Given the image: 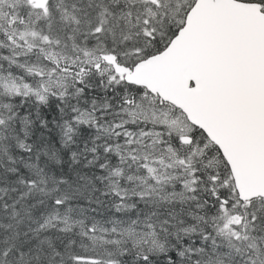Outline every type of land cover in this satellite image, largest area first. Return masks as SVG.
<instances>
[{"label":"snow or ice","instance_id":"6c2138e0","mask_svg":"<svg viewBox=\"0 0 264 264\" xmlns=\"http://www.w3.org/2000/svg\"><path fill=\"white\" fill-rule=\"evenodd\" d=\"M0 264H264V0H0Z\"/></svg>","mask_w":264,"mask_h":264}]
</instances>
